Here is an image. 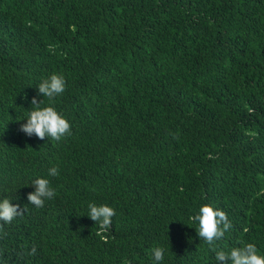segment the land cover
Wrapping results in <instances>:
<instances>
[{
	"label": "trees",
	"instance_id": "obj_1",
	"mask_svg": "<svg viewBox=\"0 0 264 264\" xmlns=\"http://www.w3.org/2000/svg\"><path fill=\"white\" fill-rule=\"evenodd\" d=\"M53 72L70 134L26 137ZM52 166L57 195L38 208L25 185ZM4 197L24 208L0 222L5 264H155L161 245L162 264H216L248 242L264 253V0H0ZM91 202L115 209L108 227ZM203 204L232 222L215 247L191 220Z\"/></svg>",
	"mask_w": 264,
	"mask_h": 264
},
{
	"label": "clouds",
	"instance_id": "obj_2",
	"mask_svg": "<svg viewBox=\"0 0 264 264\" xmlns=\"http://www.w3.org/2000/svg\"><path fill=\"white\" fill-rule=\"evenodd\" d=\"M36 88L42 95V99L37 101L36 97L32 98V107L24 117L25 122L20 124L19 131L29 138L35 136L43 140L47 137L60 141L71 131L69 120L54 105L55 99L66 90V79L63 74L53 72L41 78ZM43 98H47L48 103H43ZM58 175L59 168L52 166L47 170V176H38L31 183L25 185L34 189L27 193V201L39 208L43 207L46 201L54 199L57 190L52 186L48 177ZM14 190L16 191L17 188ZM12 201L8 197L0 198V222L10 224L16 217L23 214L24 208ZM87 209L86 216L103 227H108L115 215V209L107 204L91 202ZM191 220L197 226V235L212 247H215V242L225 237L232 228L228 214L213 204L201 205ZM35 251L36 249L33 248L32 252ZM166 251L167 249L162 245L153 249L152 257L155 264H162ZM215 258L216 264H264V253L258 249L255 243L251 242L227 250L218 249L215 252ZM0 264H5V262L0 260ZM125 264H130V262L125 261Z\"/></svg>",
	"mask_w": 264,
	"mask_h": 264
}]
</instances>
